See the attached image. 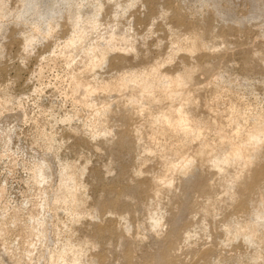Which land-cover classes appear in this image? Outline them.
<instances>
[{
  "label": "rangeland",
  "instance_id": "374dc122",
  "mask_svg": "<svg viewBox=\"0 0 264 264\" xmlns=\"http://www.w3.org/2000/svg\"><path fill=\"white\" fill-rule=\"evenodd\" d=\"M0 264H264V0H0Z\"/></svg>",
  "mask_w": 264,
  "mask_h": 264
},
{
  "label": "snow or ice",
  "instance_id": "6c2138e0",
  "mask_svg": "<svg viewBox=\"0 0 264 264\" xmlns=\"http://www.w3.org/2000/svg\"><path fill=\"white\" fill-rule=\"evenodd\" d=\"M165 15H167V13L164 12L163 9H162V10H161V17H163V16H165ZM30 45H31V41L29 40V41H27V43H26V45H25V51H28V50H29ZM105 134L107 135V134H109V133H105ZM40 179L42 180L43 177L41 176ZM159 223H160L159 220H155V221H154V224H153V227H154V228L157 227V226L159 225Z\"/></svg>",
  "mask_w": 264,
  "mask_h": 264
}]
</instances>
